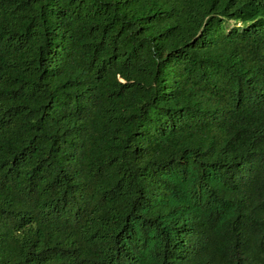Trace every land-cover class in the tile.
Returning a JSON list of instances; mask_svg holds the SVG:
<instances>
[{"label":"trees","instance_id":"16d2710c","mask_svg":"<svg viewBox=\"0 0 264 264\" xmlns=\"http://www.w3.org/2000/svg\"><path fill=\"white\" fill-rule=\"evenodd\" d=\"M0 264H264V0H0Z\"/></svg>","mask_w":264,"mask_h":264}]
</instances>
